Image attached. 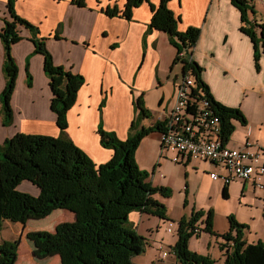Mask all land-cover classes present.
Wrapping results in <instances>:
<instances>
[{"label": "crops", "instance_id": "crops-1", "mask_svg": "<svg viewBox=\"0 0 264 264\" xmlns=\"http://www.w3.org/2000/svg\"><path fill=\"white\" fill-rule=\"evenodd\" d=\"M126 1L84 0V5H78L72 0H14L17 13L37 25L39 34L45 36L53 62L85 76L76 101L67 110L65 131L96 163L106 162L114 153L100 142L97 130L100 122L105 130L114 131L122 140L127 139L130 124L138 114L134 104L136 97L152 114L151 119L141 120L140 127L149 120L150 125L157 122L164 125L175 102L177 84L184 76L183 59L177 58L178 47L167 32L148 27L152 16L148 2L135 6L129 19L119 15L110 17L102 9L115 3L123 7ZM159 1L151 0V3L156 5ZM246 3V20L233 0H170L168 6L181 16L180 30L188 26L200 29L195 45L187 54L198 62L203 81L214 99L228 107H238L245 117V122L233 120L235 127L224 142L226 146L243 147L251 141L253 148L264 150V3L260 0ZM6 8L7 0H0V11L7 12ZM242 26L254 32V40ZM2 27L0 18V29ZM19 30L22 38L12 44L11 51L21 66L18 75L21 90L27 84L28 73L25 69V75L23 69L24 54L32 55L28 60L33 82L28 96L32 104L23 111L21 106L27 99H21V90L17 95L13 93L12 106L16 114L9 128L0 127V144L17 132L60 135L56 113L50 107L52 94L43 67L44 56L34 51L28 28ZM2 44L0 37V80L5 59ZM161 131L155 130L140 140L136 162L140 168L152 169L149 180L154 185L158 184L154 182L155 175L167 162L174 160L184 166L183 209L189 212L181 211L175 216L168 198L159 193L154 196L167 205L169 219L140 210L131 211L130 225L146 242L133 264H180L171 250L177 236L159 252L161 243L157 231L168 229L166 220L178 221L183 215L189 216L192 210L213 211L212 227L216 233L203 230V224L196 222L200 231L194 232L188 240L192 251L213 258V264H223L226 249L233 245L220 235L230 230V215L246 225L243 234L246 242L264 240V188L257 184H264V174L256 181L235 179L227 185L221 179L214 180L210 172H226L224 167L195 157L175 160L178 154L171 149L162 155ZM202 178L208 180L203 186L198 184ZM191 181L197 183L195 188ZM37 193L36 189L34 194ZM201 195H205L204 198H199ZM165 249L169 253L163 256Z\"/></svg>", "mask_w": 264, "mask_h": 264}, {"label": "trees", "instance_id": "trees-1", "mask_svg": "<svg viewBox=\"0 0 264 264\" xmlns=\"http://www.w3.org/2000/svg\"><path fill=\"white\" fill-rule=\"evenodd\" d=\"M84 5V0H72ZM170 0H160L154 5L151 0H127L123 7L118 4L102 7L108 16H123L129 19L135 6L148 2L152 16L149 29L167 32L178 47L177 58H182L183 74L188 69L197 77L201 89L211 100L215 112L221 119L222 139L227 142L234 126V119L245 122L238 107H228L214 99L208 85L201 76V67L182 49L195 45L200 29L188 26L178 28L181 16L169 8ZM246 20V0H233ZM7 16L0 29L4 49L3 72L8 77L3 93L5 121H12L11 92L17 67L11 54V46L18 42L21 27L28 28L34 51L44 56L43 67L51 88V109L56 113L60 135L17 132L5 138L0 144V230L4 219L26 224L30 219H42L54 209H70L75 220L59 223L53 231L36 230L28 233L33 241L39 259L55 252L60 264H133L134 257L146 246L145 237L130 225L128 215L140 210L169 219L167 206L155 198L156 193L171 194L169 187L154 185L147 170L140 168L135 154L140 140L155 130L162 129V122L138 128L135 120L149 114L148 108L137 98L139 113L130 124L131 133L127 139H120L114 131H107L100 125L98 132L104 147L114 153L106 162L96 163L88 153L76 145L66 133L67 110L76 101V94L83 83V76L69 68L53 62L52 54L46 48L45 37L39 35V27L20 16L14 0H7ZM242 29L251 35L250 28ZM188 52V51H187ZM28 65V62H27ZM27 72L30 76L29 68ZM28 80V79H27ZM8 120V121H7ZM27 180L38 187L37 194L18 190L20 181ZM224 195L226 189L223 188ZM205 215V216H204ZM204 216V217H203ZM203 230L216 233L212 227L213 211L198 209L189 216L178 219L177 239L171 250L180 264H213L214 259L189 248L188 240L200 219ZM230 230L221 233L227 241L233 242L226 249L223 264H264V240L246 242L243 239L245 224L239 223L234 215L229 218ZM234 230V234L232 233ZM19 240H5L0 243V264H14L18 257Z\"/></svg>", "mask_w": 264, "mask_h": 264}, {"label": "built area", "instance_id": "built-area-1", "mask_svg": "<svg viewBox=\"0 0 264 264\" xmlns=\"http://www.w3.org/2000/svg\"><path fill=\"white\" fill-rule=\"evenodd\" d=\"M257 0H246L254 2ZM264 3V0H260ZM190 48L182 49L183 56ZM211 100L201 89L197 77L188 69L176 87L175 102L169 118L161 131V152L175 150V160L185 156L209 160L222 166L226 172H210L212 179H221L227 185L235 179L259 180L264 174V150L251 146L247 141L243 147H228L222 139L221 119L215 112ZM264 188L262 182H257ZM168 231H172L171 223ZM195 232L200 231L196 227ZM163 249L162 244L158 246ZM169 250L162 251L166 256Z\"/></svg>", "mask_w": 264, "mask_h": 264}, {"label": "rangeland", "instance_id": "rangeland-1", "mask_svg": "<svg viewBox=\"0 0 264 264\" xmlns=\"http://www.w3.org/2000/svg\"><path fill=\"white\" fill-rule=\"evenodd\" d=\"M7 9V8H6ZM5 9V11H6ZM8 10V9H7ZM7 12L2 13L0 11V18L3 21L4 17L7 16ZM4 25V22H3ZM40 35V34H39ZM42 36V35H41ZM45 37V36H43ZM48 50V49H47ZM12 54V51H10ZM50 52V51H49ZM51 53V52H50ZM34 55V54H33ZM12 56L14 57V55L12 54ZM31 53H26L24 54V62L26 61V63L23 64V69L25 71V75H26V67H29V63L27 65L28 60H30L31 58ZM61 57H63L61 55ZM16 58L14 57V62L15 65L17 67V75H15L14 77V87L13 90L11 92V111L13 114V117L16 114V110L15 108H13L14 104H12V95L13 93L17 92L19 90H21L20 88V83L21 81L18 78V75H20V63H18L16 60ZM26 69V70H25ZM80 74V73H79ZM83 76V83L85 82V76L83 74H81ZM27 77V84L23 85V88L21 90L22 96L21 99L22 100H26L27 102L26 104H24L23 106H21V109L24 111V109L28 106H30L32 103L30 102V98L28 96V90L32 89V77L31 74L29 76V74L27 73L26 75ZM8 81V77L7 75L3 74V79L0 80V127L2 129L6 128V127H10V121L6 122L5 120V112L3 110V93L2 90L5 88L6 83ZM82 83V84H83ZM40 89V88H39ZM38 89V90H39ZM41 91V90H39ZM19 98H17L16 96V100H18ZM134 104L136 106V111L137 113H139V107L137 104V98L135 97L134 99ZM103 103H102V108H103ZM152 114L149 112V114L147 115H141L139 117V120H135L136 121V125L138 127H140V122L143 119H151ZM136 118V117H135ZM150 121V120H149ZM149 121H147V123H145V126L150 125ZM103 123V122H102ZM102 123L100 122L98 124L97 130L100 128V125H102ZM144 126V125H143ZM99 133V132H98ZM100 135V134H99ZM139 150V147H138ZM137 151V150H136ZM167 154V151L165 152ZM169 153V152H168ZM162 154V152H161ZM163 155V154H162ZM156 164V163H155ZM184 166L179 165L176 163V161L171 160V162H167V164L165 165V167L162 168V170H160L159 173H157L155 175V181L156 185H164V187H169L171 188V194L165 195L163 196L164 198H168L167 203L170 206L171 209V213H173L175 216L179 215V213L181 211H183V213L187 214L189 211L186 209H183V202L185 197H182V193L184 192V171L185 169L183 168ZM145 169V168H142ZM148 171L149 176L151 177V170L152 169H145ZM208 183V180L205 178H202L198 184H201L202 186L204 184ZM196 182L193 183L191 181V185L192 187H196ZM17 189L18 190H22V191H26L28 193L34 194L36 189L38 190V187L31 183V181H27V180H22L18 183L17 185ZM191 192L193 191L192 188ZM160 194V193H159ZM214 195V194H213ZM205 195H201V197L199 198H204ZM158 199V198H157ZM160 200V199H159ZM161 202H163L162 200H160ZM163 204H165L163 202ZM166 205V204H165ZM167 206V205H166ZM208 210V209H207ZM206 210V211H207ZM168 211V208H167ZM205 216V215H204ZM203 216V217H204ZM198 219L196 222H198L200 224L202 218ZM75 220V214L74 212H72L70 209H64V208H58V209H54L52 211V213L48 214L45 218H40V219H30L27 221V223L22 224L19 222H12L9 219H4L3 221V226L0 230V243L5 241V240H19L18 242V257L17 260L15 261L14 264H60V256L53 252L51 253L49 256L39 259V257L36 254V249L35 246L33 244V241L28 237V233L29 232H33L36 230H49V231H53L54 228H56V226L63 222V221H71L73 222ZM165 223H171V227H172V232H168L166 229H162L159 228V231H157V238L159 239L160 243L162 244V246L165 244V246H168V244H170L171 239H173L175 236H177V232H178V221L176 220H166ZM230 224V223H229ZM234 231V230H232ZM173 245H171L172 247ZM163 248H165L163 246ZM162 248L159 249V252H161ZM196 252V251H195ZM199 253V252H198ZM202 254V253H201Z\"/></svg>", "mask_w": 264, "mask_h": 264}]
</instances>
